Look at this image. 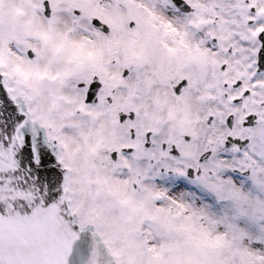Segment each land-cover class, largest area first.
I'll use <instances>...</instances> for the list:
<instances>
[{"label":"snow or ice","instance_id":"6c2138e0","mask_svg":"<svg viewBox=\"0 0 264 264\" xmlns=\"http://www.w3.org/2000/svg\"><path fill=\"white\" fill-rule=\"evenodd\" d=\"M0 264H264V0H0Z\"/></svg>","mask_w":264,"mask_h":264}]
</instances>
